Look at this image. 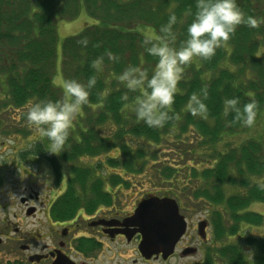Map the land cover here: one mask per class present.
<instances>
[{"label": "trees", "instance_id": "obj_1", "mask_svg": "<svg viewBox=\"0 0 264 264\" xmlns=\"http://www.w3.org/2000/svg\"><path fill=\"white\" fill-rule=\"evenodd\" d=\"M195 2L0 0V130L5 131L7 126L15 124L13 121H28L26 112L36 100L64 99L63 90L54 84L55 73H61L63 80L75 78L82 82L95 75L89 102L82 106L77 123L73 122L64 150L59 154L50 153L47 137L30 150L46 160L56 183L62 178L60 162L71 164L65 188L51 206L52 216L56 218L57 212L65 217L79 207L90 212L98 204H111L113 187L126 184L128 176L135 175L137 164L140 168L148 167L155 160V147L175 136L171 140L180 142L178 151L193 155L178 165L154 163L156 175L152 176L161 188L157 192L178 197L189 192L186 188H191L193 194L204 196L202 202H210L212 208L209 218L215 237L223 239L237 234L244 243L227 245L230 264H264V235L242 236L243 225L260 226L264 222L262 213L249 208L254 202H264V132L223 150L214 148L225 136L249 127L234 119L232 113L223 114L225 98L239 97L241 105L255 101L256 116L252 125L259 119L264 122V0H237L246 16L258 20L257 26L238 25L210 59L194 58L183 66L169 109L171 118L163 126L149 127L137 119L134 101L143 89L130 91L117 79L130 64L151 70L156 62L144 50L145 36L138 30L139 26H151L158 37L162 36L160 26L174 12L176 38L171 44L179 46ZM81 8L96 21L85 25L79 33L64 37L57 65L58 15L75 18ZM82 38H87V45L78 43ZM109 50L119 59L109 60L106 54ZM97 56L104 57L99 71L91 65ZM204 88L207 96L202 99L207 110L193 114L188 107L189 98L194 92L201 94ZM100 128L108 132L101 133ZM14 129L18 130L16 126ZM188 132L201 145L202 153L194 152L193 147H183L187 144L184 136ZM114 149L117 154L109 155ZM203 152L209 158L204 159L200 169L197 166L202 160H196L195 155ZM101 154L106 155V165L120 169L126 176L113 172L107 177L96 176L94 172L102 167L101 162L93 166L73 164L80 157ZM245 245L251 249L253 260L245 258L242 248Z\"/></svg>", "mask_w": 264, "mask_h": 264}, {"label": "flooded vegetation", "instance_id": "obj_2", "mask_svg": "<svg viewBox=\"0 0 264 264\" xmlns=\"http://www.w3.org/2000/svg\"><path fill=\"white\" fill-rule=\"evenodd\" d=\"M47 180V179H46ZM53 180V179H52ZM51 180V181H52ZM46 184V182H44ZM60 182L56 183L59 188ZM55 187V188H56ZM50 185L47 197L41 201L37 191L27 192L19 199L24 206L22 220L4 226L0 230V264H230V251L224 241L214 235V225L210 221V202H199L203 214L197 213L194 201L187 194L176 197L178 211L185 221L184 233L175 243L172 252L163 256L162 252L143 255L138 244L140 233L126 225V219L133 213L141 196L132 207L123 212L115 203L98 204L92 211L79 207L68 216L56 218L51 214V206L60 194L49 197L55 191ZM65 188V186H64ZM181 198V199H178ZM190 201V202H189ZM39 204L41 206H39ZM26 219V221L24 219ZM246 251H250L247 246ZM223 253V254H222Z\"/></svg>", "mask_w": 264, "mask_h": 264}, {"label": "clouds", "instance_id": "obj_3", "mask_svg": "<svg viewBox=\"0 0 264 264\" xmlns=\"http://www.w3.org/2000/svg\"><path fill=\"white\" fill-rule=\"evenodd\" d=\"M186 25V35L179 46H172L176 38L173 25L177 16L170 12L166 23L160 26L162 36L144 37V50L156 58L154 66L149 68L139 65H128L117 76L130 91L143 89L135 97L134 111L138 120L149 127H161L171 118L169 109L175 99L178 81L181 79L183 66L194 58L210 59L224 42L236 31L240 24L255 27L258 20L246 16L237 0H196L195 10ZM87 45V38L78 41ZM109 60H118L119 56L107 51ZM103 56H97L91 65L99 71L103 66ZM96 83V76L91 75L86 82L75 78L62 82L63 100L40 99L28 107L27 120L36 126L41 136L47 137L50 153L59 154L69 137L73 121L83 105L89 102L90 89ZM202 96H207L206 88L201 94L192 93L188 107L193 114L207 110ZM233 114V118L242 124L251 126L256 116L255 101L240 104L239 97L232 96L223 101V114Z\"/></svg>", "mask_w": 264, "mask_h": 264}, {"label": "rangeland", "instance_id": "obj_4", "mask_svg": "<svg viewBox=\"0 0 264 264\" xmlns=\"http://www.w3.org/2000/svg\"><path fill=\"white\" fill-rule=\"evenodd\" d=\"M262 6L264 7V4ZM58 17L59 18L57 19L56 26V49L58 52L56 64L60 57L61 44L64 37L77 34L85 25L93 24L96 21L86 13L84 8L80 9L79 14L75 18L68 19L65 14H60L58 15ZM138 30L145 37H158L155 30L151 28V26L141 25L138 27ZM57 69H59V67ZM53 81L56 86L63 90L61 85L64 80L61 77V73H55ZM8 115L9 117H11L10 112H8ZM78 119L79 117L76 116L73 121L74 124L77 123ZM8 122H11V120L8 119ZM13 122H15V124L13 123V125L11 124L7 127L5 126V131L0 130V230L4 226H7L12 222H17V224L19 225L24 224V222L20 220L25 209L19 200L22 195L26 194L27 192L33 193V191H37V194L40 196L41 201H45L47 197L44 194L47 193L48 186L50 185V187H56L55 175L46 160L42 156L30 153L35 149V146L44 139V137L41 136L39 129L29 121L20 120ZM263 123V119H259L254 125H251L249 127L245 126L241 131H238L232 135L225 136L218 143L214 144V148H216L217 150H223V148L226 149L228 146H234L237 143L245 141L246 139L259 136L264 132ZM13 126H16L18 130L14 129V131ZM100 130L101 133L108 132L106 131V128H100ZM184 137L186 138L185 141L187 142L186 145H182L184 148L188 149L193 147L194 152L197 150V152L202 153L203 150L201 145H199L198 141L194 139V136L191 134V132H188V134H186ZM174 138L175 136H172V138L165 142H163L162 140V143L164 144L161 143L157 147H155V160L150 161L148 167L144 166L143 168H140L141 165L139 166V164H137L138 167L135 168V171L133 173L135 175L128 176L129 181L126 184L123 183L121 185L113 187V192L117 195L115 198L117 208H121L123 209V212H125L132 207L133 201L141 196L148 194L161 195L159 194V192H157L161 189L158 185L159 181H157L155 176L154 178L152 176L156 175V172L154 170V163L160 164L162 162H169V164L171 165H178L185 163L187 157L190 158L193 155H190L189 152L183 155V151H178L180 142L172 141L171 139ZM48 145L50 146V142L48 143ZM25 152L29 153L25 154ZM116 154L117 150L115 149L109 153V155L111 156H115ZM119 156L121 155L119 154L118 158ZM195 156L196 160H202L201 163H199V165L197 166L201 169L203 164H205L204 159H208L209 155L203 152V154ZM105 158V154H101L95 157L84 156L78 158V160H74L73 164L93 166L95 162H101L102 167L95 170L94 172L95 175L97 174L96 176L107 177L108 174L112 172L116 174H122L120 169L109 166V163L108 165H106ZM69 164L70 163L68 162H60L62 181L60 182L59 188L56 187L54 189L55 191H51L48 193L50 198L53 199L54 194L56 195V192H58V195L63 191L67 176L69 175V166H71V164ZM122 176L124 177L126 175L122 174ZM44 182H46V184H44ZM186 189L189 190V192L187 191V195L190 196V201L195 202L198 196L193 194V192L191 191L193 189ZM199 196L202 197L201 195ZM199 202H202V199H198V201L196 202V212L198 214L201 213L202 215H204L203 209H205V207H200V205H198ZM214 205L216 206V208L219 207L218 204ZM39 206L41 205L39 204ZM249 208L251 210L262 213L264 217V202H254L250 205ZM24 220L26 221V219ZM242 228L243 233H245L242 234V236H245L247 234L249 236L264 235V222L260 226L243 225ZM231 243L236 245H241V243L244 244L243 242H241L238 236L226 239L223 244L227 245ZM0 249H3V247L0 246Z\"/></svg>", "mask_w": 264, "mask_h": 264}, {"label": "water", "instance_id": "obj_5", "mask_svg": "<svg viewBox=\"0 0 264 264\" xmlns=\"http://www.w3.org/2000/svg\"><path fill=\"white\" fill-rule=\"evenodd\" d=\"M125 221L133 227L129 236L135 231L140 233L138 248L145 256L159 252L169 255L185 230L178 206L168 196L149 195L140 200Z\"/></svg>", "mask_w": 264, "mask_h": 264}]
</instances>
